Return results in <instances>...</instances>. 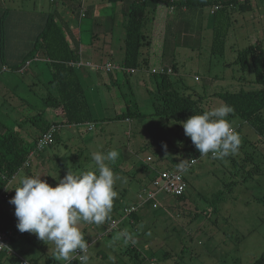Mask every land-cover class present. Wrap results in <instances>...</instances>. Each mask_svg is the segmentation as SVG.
<instances>
[{
	"label": "rangeland",
	"instance_id": "1",
	"mask_svg": "<svg viewBox=\"0 0 264 264\" xmlns=\"http://www.w3.org/2000/svg\"><path fill=\"white\" fill-rule=\"evenodd\" d=\"M38 1L41 3L43 0H19L17 12L27 10V14L32 13L38 7L35 4ZM44 1L49 9L48 0ZM247 2L251 7L245 10L239 9L245 0L235 2L223 55L210 53L212 26L207 8L202 16L209 24H204L196 39L189 40L179 34L180 40L185 42L175 41L168 46L177 66L172 78L178 88L185 93L203 95V106L209 109L224 104L214 94L216 92L264 88L253 80L251 69L242 72L234 61L238 50L256 39H261L264 45V0ZM122 18L118 11L113 13L114 38L124 35ZM97 20L99 24L105 19ZM93 21L91 16L81 20L75 14L69 16L85 52L91 48L89 40L95 41L89 52L94 65L100 60L104 62L109 56L103 51L104 36L98 34L95 38L93 35V31L98 29ZM23 31L28 35L31 29ZM179 35L176 33L175 36ZM115 54V63L120 62L118 49H115ZM35 63H30L27 72L8 70L0 74V79H13L8 86L9 93L0 91V120L8 114L27 121L28 116L42 106L40 98L51 87L42 82L41 76L31 73ZM88 69L82 67L76 71L96 118L95 123L62 125L53 142L35 153L30 166L22 168L8 182L5 191L10 197L6 200L0 197L1 210L17 224L15 206L9 200L15 195L14 188L20 185L23 177L39 175L54 187L68 171L78 173L94 167V152L106 153L114 149L119 156L115 162L107 163L120 179L114 185L118 196L114 198L111 212L116 216L114 219L124 222L119 221L113 228L105 221L101 224L81 222L80 228L89 244L86 253L88 264H252L264 251V171L257 173L252 168L254 164L264 167V140L259 134L239 116H228L241 139L238 151L223 159L207 154L191 168L182 169L186 180L185 197L177 201L176 197L152 185L158 161H165V155L185 144L182 138L184 129L177 127L174 118L152 114L155 75L143 68L125 75L112 71L115 80L111 82L108 72L90 69L89 79L84 80L86 75L82 73ZM129 100L135 101L146 115L129 119L114 117L126 109L125 103ZM30 103L37 107L32 109L33 106L28 105ZM57 111L54 112L59 113ZM5 121L11 119L6 118ZM90 125L92 127L88 128ZM26 126L31 127V124L27 122ZM162 142L167 144L166 152L161 147ZM148 155L151 161L147 162ZM185 160L186 157L183 162ZM143 188L153 195L150 196ZM131 205L138 206L137 219L123 214L119 217L123 208ZM121 232H127L129 236L114 239ZM10 245L12 252L24 259H35L34 264H46V260H49L48 264L65 262L55 258L57 253L53 243L46 244L35 234H19Z\"/></svg>",
	"mask_w": 264,
	"mask_h": 264
},
{
	"label": "trees",
	"instance_id": "2",
	"mask_svg": "<svg viewBox=\"0 0 264 264\" xmlns=\"http://www.w3.org/2000/svg\"><path fill=\"white\" fill-rule=\"evenodd\" d=\"M56 0H50L54 2ZM237 0H103L106 5L121 7L124 35L122 65L117 68L104 70L108 73L120 72L124 75L126 69L143 68L150 72L153 67L167 65L176 71V63H167L168 58L173 55L168 52V46L176 35V30L171 29L167 24V12L173 7L175 11H180L182 7L188 11H203L209 9L212 21V40L210 43V53L213 55H223L225 52V38L233 22V10ZM248 1V0H247ZM240 3V10L250 8V3ZM164 6V8L162 7ZM214 5L218 8L211 12ZM81 19L85 17L83 11ZM78 20H81L76 14ZM7 16V13H6ZM6 16H0V71L26 72L30 63L36 61L35 56L39 54L45 61L40 66L46 68L48 77L46 86L50 85L51 90L41 97L40 108L34 107L36 104H28L35 112L28 116L27 121L38 128V133L32 143H27L17 130L7 126L0 120V194H5V187L18 171L22 168L27 159L29 151L37 138L48 129L52 123L61 125H74L80 123L94 124L96 118L93 116L90 104L87 101L84 88L78 77L76 68L70 62H77L80 58L78 42L74 45L69 43L66 38V24L56 19L55 11L47 13L39 29L30 28L29 37H19L18 29L12 24L6 25ZM201 18V17H199ZM25 28H29L28 26ZM24 28V29H25ZM23 31V29H22ZM24 32V31H23ZM33 34V35H32ZM26 42L23 49L20 42ZM28 43V44H27ZM7 54H16L19 58H9ZM10 55V56H11ZM234 61L238 68L245 72L251 69L254 81L264 86V45L261 39H256L254 43L248 44L238 50ZM169 64V65H168ZM126 68H124V67ZM124 70H123V69ZM103 70V69H102ZM156 78V91L154 93L153 113L163 117H172L176 121L177 127L183 128L182 122L186 121L194 114H202L211 110L203 106V95L197 92L181 91L176 80L171 73L154 74ZM115 80V79H113ZM224 104L230 105L233 112L229 115H237L244 119L264 140V88L224 91L214 93ZM126 109L117 113L114 117L129 119L142 117L146 114L141 112L137 103L129 100ZM58 110L55 113L54 111ZM54 112V113H53ZM52 114L54 117L50 116ZM151 114V113H150ZM184 129V128H183ZM177 130V129H176ZM58 132L55 133L53 140ZM179 133V129L177 130ZM182 137L185 141L183 147H178L172 153L165 155V161H158L155 170L171 168L178 170L183 163V158L187 161L191 157H200V153L195 148L191 139L185 135L183 130ZM53 142V141H52ZM158 153V150H156ZM177 153V156L174 155ZM155 165V164H154ZM254 172L264 171L263 166L253 165ZM156 171L154 172L155 175ZM252 174V173H251ZM185 177V176H184ZM186 181V180H185ZM233 181H231L232 183ZM185 190L180 195H173L176 200L185 197ZM218 194L220 192H217ZM10 197V194H7ZM8 199V198H7ZM216 210V208H215ZM122 216L120 212L119 217ZM133 219H137L136 211L129 214ZM116 216L110 212L105 220L110 224ZM122 221V219H121ZM124 221H122L123 223ZM118 224V223H117ZM5 228L11 231L12 236L9 243L22 234L16 227L11 217L1 210L0 207V229ZM14 254V255H11ZM34 260H26L21 255L12 250L7 253L0 251V264H34ZM49 260H46V264ZM63 264H67L65 261ZM70 264H79V260L74 258ZM252 264H264V251L257 256Z\"/></svg>",
	"mask_w": 264,
	"mask_h": 264
},
{
	"label": "clouds",
	"instance_id": "3",
	"mask_svg": "<svg viewBox=\"0 0 264 264\" xmlns=\"http://www.w3.org/2000/svg\"><path fill=\"white\" fill-rule=\"evenodd\" d=\"M233 111L230 105L222 104L182 122L185 135L200 156L211 153L213 158L223 159L238 151L241 139L228 119ZM161 147L167 151L165 142ZM118 156L114 149L106 153L94 152V167L78 173L68 171L54 187L39 175L23 177L9 200L15 206L17 229L21 233L35 234L46 244L53 243L56 259L70 264L75 258L73 254L79 250V264H88L89 244L80 224H101L112 211L114 198L118 196L114 185L120 177L107 162H115ZM186 162L181 166L185 167ZM128 236L127 232H121L114 239ZM4 249L10 251L6 245L0 244V250Z\"/></svg>",
	"mask_w": 264,
	"mask_h": 264
},
{
	"label": "crops",
	"instance_id": "4",
	"mask_svg": "<svg viewBox=\"0 0 264 264\" xmlns=\"http://www.w3.org/2000/svg\"><path fill=\"white\" fill-rule=\"evenodd\" d=\"M18 1L19 0H0V16L1 15H5L7 13L6 16V25L12 24L13 26H15L18 29V34L19 37L21 39V37H29L30 35L25 32L22 31V29H24L25 27H29V28H35V29H39L40 26L42 25L45 16L47 13H51L55 11V17L56 19H58L59 21H61V23H63V25H67L66 26V38L69 41V43H71L72 45L75 44L76 41L78 42V49H79V53H80V60L81 61H89L90 66L88 65H84L81 64L80 66H78V68H82V67H87L90 68L92 70H102V69H98L95 67L98 66H102L105 62L107 61H111L113 63H115L114 61V56L115 54V49L119 50V57L120 58V62H116L115 64L118 65H122V58H123V43H122V38H114L113 37V13L115 11H118L119 13H121V7L120 6H114V5H106L103 3V0H56L54 2H50V0H48L49 4H50V10L46 8V5L43 3V1L41 3L35 2V4L38 5V7L34 10H32V13H28L27 14V10L26 11H20L17 12V7L18 5ZM247 1V0H245ZM45 2V1H44ZM86 10V16H91L94 21L93 24L98 27V29H95L93 31V35L95 36V38H97L98 34H101L102 36H104L103 41H102V46H103V51L107 52V55L109 56L108 59H106L104 62H102V60H100L99 63L96 64H92L91 60H90V55L89 52L94 48L93 44L95 41H91L89 40V47H91L90 49L88 48L87 50H89L88 52H85L82 49V44H81V38L80 35L78 34V32L75 30L76 27L69 22V16L70 14H78V16L81 19L80 13L82 11L85 12ZM234 12V9H232ZM30 11V10H29ZM203 11H188L186 8L182 7L180 9V11H175V9L172 7L170 9V11L167 12V24L169 25V27L173 30L175 29L177 33V35L181 34L183 38L187 39H193L195 37L198 36V32H200V29L202 31L204 24H209V22H206L203 20V16H202ZM208 15L211 17V14L209 13V9H208ZM77 16V15H76ZM201 17V18H199ZM78 18V17H77ZM97 18H104L105 20L102 23L97 24ZM211 26H212V21H211ZM33 35V34H32ZM114 38V39H113ZM181 37L179 36H174V38L171 40V42L175 41L178 42H185V40H180ZM21 46L24 48H26V42L23 40V42H20ZM87 43V44H88ZM28 44V43H27ZM86 50V51H87ZM121 52V54H120ZM11 55V54H10ZM9 54H7V57L9 58H19L20 56H15L16 54H12L10 56ZM89 55V57H88ZM121 55V56H120ZM38 59L35 61L36 63L34 64L35 66L30 69L32 74L35 75H39L40 79L42 80V82H44L46 84V78L48 77V74L46 73V68H42L40 65L41 62H44L45 60L39 55L37 54ZM167 63H176L174 60V57L172 58H168ZM46 62V61H45ZM168 64V65H169ZM30 66V65H29ZM77 69V68H76ZM90 69H88V71H86L85 73H82V75H86L84 76V80L89 79L88 78V72L91 71ZM135 70V69H134ZM28 71V69L26 70V72ZM5 72V71H4ZM97 74H99V72H96ZM0 74H4L3 71H0ZM78 74V73H77ZM109 76L111 77V82H114L113 79H115L113 77V73H108ZM79 77V76H78ZM80 78V77H79ZM13 82V79H11L10 77H2L0 79V91H5L6 93H9L11 90L8 87L11 83ZM41 82V83H42ZM14 107H19V106H14ZM18 109V108H17ZM17 111V110H15ZM15 114V112L13 113ZM50 116L53 118L54 116L52 114H50ZM6 118L11 119V121H5ZM4 123L6 122L12 129L17 130L19 132V134L25 139L27 138V141H29V143H32V141L34 140V137L37 135L38 133V128H36V126L31 125V127H27L26 123L28 121H24L25 119H20V117H16L15 115H8L5 114V117L1 119ZM24 121V122H23ZM30 123V122H29ZM70 126V125H69ZM30 166V165H29ZM28 166V167H29ZM6 192V191H5ZM0 197H2L3 199H7L8 195L7 193L1 195ZM9 198V197H8Z\"/></svg>",
	"mask_w": 264,
	"mask_h": 264
},
{
	"label": "built area",
	"instance_id": "5",
	"mask_svg": "<svg viewBox=\"0 0 264 264\" xmlns=\"http://www.w3.org/2000/svg\"><path fill=\"white\" fill-rule=\"evenodd\" d=\"M218 8V5H214L211 9V12H213L215 9ZM84 13L83 11L80 13V16H82ZM35 59H38L37 56H35ZM71 65L75 66H80L81 64L88 65L90 66L89 61H77V62H70ZM118 66L112 63L111 61L105 62L102 66H98L95 68L98 69H103V70H111L113 68H117ZM124 67V66H123ZM125 68V67H124ZM123 69V68H122ZM126 69V68H125ZM124 70V69H123ZM127 72H133L134 69H126ZM150 73L152 74H164V73H173L172 68L167 66V65H162L160 67H153L150 70ZM62 127L61 124L59 123H52L49 125L48 129L45 130L38 138L37 140L33 143L32 149L29 151L27 159L23 163L22 167H26L31 163V159L34 156L35 153H38L42 151L47 145L51 144L53 141V137L56 132L60 130ZM92 125L88 126V128H91ZM210 156H212L211 153H209ZM200 157H191L188 159L186 166L185 167H180V169L175 170L171 168H162L155 170L156 173L152 178V185L158 189V190H164L165 192L173 195H180L186 188V181L184 174L182 172V169L184 168H191L199 159ZM147 162L151 161V156H147L145 159ZM143 190L148 193L150 196L153 195V193L146 189L143 188ZM138 206L136 205H131V206H126L122 210V214L124 216L129 215L133 211H137ZM120 220H112L109 224L111 228L115 227L117 223H119ZM12 236L11 231H7L5 228L0 229V244L6 245L10 251H11V245L9 243L10 238ZM0 251H5L9 253L7 249L0 250ZM79 250H77V254H74V257L79 260Z\"/></svg>",
	"mask_w": 264,
	"mask_h": 264
}]
</instances>
